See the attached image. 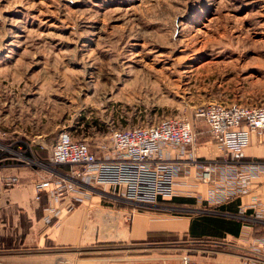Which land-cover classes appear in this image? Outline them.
<instances>
[{"label": "rangeland", "instance_id": "obj_1", "mask_svg": "<svg viewBox=\"0 0 264 264\" xmlns=\"http://www.w3.org/2000/svg\"><path fill=\"white\" fill-rule=\"evenodd\" d=\"M212 102L264 103V0H0L1 147L46 149L71 115L75 139L106 142L116 129L192 120ZM183 247L203 264L242 260L192 243L109 254L113 264H146L135 254ZM87 254L55 251L35 263L76 264ZM7 258L1 264L18 259Z\"/></svg>", "mask_w": 264, "mask_h": 264}, {"label": "crops", "instance_id": "obj_2", "mask_svg": "<svg viewBox=\"0 0 264 264\" xmlns=\"http://www.w3.org/2000/svg\"><path fill=\"white\" fill-rule=\"evenodd\" d=\"M5 122H8L7 118ZM63 129L73 137V115L66 120ZM201 137H204L205 142L196 144L197 156L204 160L220 157L219 146L204 124L202 130H199L197 141ZM103 143L98 141L89 144L99 157L108 158L111 155L103 149ZM19 147L23 148V145ZM53 148L54 144L46 149L40 148L35 153L28 150V147L13 151L0 146L3 159L0 167V264L8 263L7 256L18 258H10L11 264H37L35 261L40 258L36 256L73 248L88 253L77 260L76 264H113L116 261L111 262L110 252L132 248L144 250L158 244L174 243L199 244L206 252L242 259L241 262L234 259L217 260L214 264H253L248 260L252 256L249 251L255 244L253 238L264 232V222L252 219L257 210L264 208V176L253 181L249 193L220 205H226L229 208L226 211L204 200L208 186L192 176L180 178L175 197H191L196 201L192 205L203 204L205 210L196 215L158 212L155 208L158 204L139 206L122 197L111 186L102 185H81V190H74L67 198L53 204V208L47 193L40 200L36 199L35 189L37 173L40 171L35 163L37 160L48 161ZM241 158L264 159L263 131L252 133L251 144L243 150ZM53 168L60 176L68 170L66 166ZM7 177H17L18 182L13 186L8 185ZM47 206L52 208L47 210ZM210 217L239 221V234L214 229L208 223ZM193 232L200 236L193 237ZM188 249L183 247L179 252H165L160 256L136 253L135 258L147 259L142 260L146 264H181L183 256L191 255ZM71 259L73 261V256Z\"/></svg>", "mask_w": 264, "mask_h": 264}, {"label": "built area", "instance_id": "obj_3", "mask_svg": "<svg viewBox=\"0 0 264 264\" xmlns=\"http://www.w3.org/2000/svg\"><path fill=\"white\" fill-rule=\"evenodd\" d=\"M193 116L192 120L164 118L145 126L116 129L103 143V149L111 155L108 158L99 157L87 141L61 130L49 160L35 163L40 168L36 199L47 193L54 208L60 199L81 190V185H102L111 186L139 206H155L160 199L177 195L182 176L206 184L204 200L213 206L249 193L253 181L264 176V159L247 160L241 154L251 144L252 133L264 132V103L229 106L212 102L197 109ZM198 122L217 142L220 157L204 160L197 156ZM55 166H66L68 170L60 176ZM6 182L13 186L18 178L7 177ZM252 219L264 222V208L257 210ZM253 240L248 260L264 264V232ZM183 264L203 263L186 255Z\"/></svg>", "mask_w": 264, "mask_h": 264}, {"label": "trees", "instance_id": "obj_4", "mask_svg": "<svg viewBox=\"0 0 264 264\" xmlns=\"http://www.w3.org/2000/svg\"><path fill=\"white\" fill-rule=\"evenodd\" d=\"M160 201H172V203L174 204L177 203V204H191V205L196 203L195 199L191 197H173L170 199H160L159 202ZM218 209L221 211H226L229 208H227V206L225 205V206H219ZM175 214L183 215V213H175ZM209 219L210 220H208V223L214 229H223L224 231L226 230L227 232L235 235L239 234V229L241 227V223L239 221H236L233 218H226V217H210ZM193 231H195L194 228ZM199 236L200 235H196L193 232V237H199Z\"/></svg>", "mask_w": 264, "mask_h": 264}]
</instances>
